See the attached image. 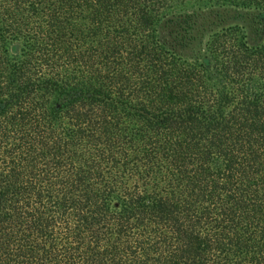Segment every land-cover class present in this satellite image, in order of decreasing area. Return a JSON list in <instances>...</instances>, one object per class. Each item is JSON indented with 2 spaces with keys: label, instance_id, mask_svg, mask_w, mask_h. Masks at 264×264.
Instances as JSON below:
<instances>
[{
  "label": "trees",
  "instance_id": "trees-1",
  "mask_svg": "<svg viewBox=\"0 0 264 264\" xmlns=\"http://www.w3.org/2000/svg\"><path fill=\"white\" fill-rule=\"evenodd\" d=\"M0 264H264V0H0Z\"/></svg>",
  "mask_w": 264,
  "mask_h": 264
},
{
  "label": "rangeland",
  "instance_id": "rangeland-1",
  "mask_svg": "<svg viewBox=\"0 0 264 264\" xmlns=\"http://www.w3.org/2000/svg\"><path fill=\"white\" fill-rule=\"evenodd\" d=\"M200 45H199V43H197V45H196V47H199ZM200 48V47H199Z\"/></svg>",
  "mask_w": 264,
  "mask_h": 264
}]
</instances>
